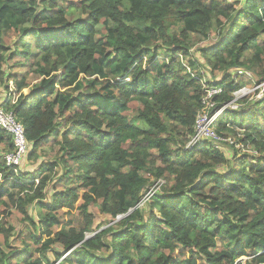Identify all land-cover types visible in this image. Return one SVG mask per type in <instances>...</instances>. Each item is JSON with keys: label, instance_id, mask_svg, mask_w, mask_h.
<instances>
[{"label": "trees", "instance_id": "obj_1", "mask_svg": "<svg viewBox=\"0 0 264 264\" xmlns=\"http://www.w3.org/2000/svg\"><path fill=\"white\" fill-rule=\"evenodd\" d=\"M76 10L87 18L69 21ZM213 25L219 40L195 56ZM261 38L264 0H0V89L12 81L21 94L8 110L32 157L53 145L60 154L35 174L0 156V205L27 229L17 250L0 218V264H264V99L215 124L224 137L244 131L258 157L232 162L210 143L185 151L201 69L209 84L221 77L214 100L233 101L250 83L234 70L264 79ZM0 145L14 150L1 128ZM151 177L166 182L139 207ZM91 208L107 228L93 231Z\"/></svg>", "mask_w": 264, "mask_h": 264}, {"label": "rangeland", "instance_id": "obj_2", "mask_svg": "<svg viewBox=\"0 0 264 264\" xmlns=\"http://www.w3.org/2000/svg\"><path fill=\"white\" fill-rule=\"evenodd\" d=\"M90 1L91 0H81V2L83 3H89ZM84 18H87V16L84 15L81 10H76L73 14L68 15L69 21H76L78 19H84ZM98 29L101 30L103 29V27L100 26L98 27ZM20 38L21 37L18 31H12L7 34L6 44L10 46L9 48H11V51L12 49H14L15 42H17ZM199 39H200V43H198V45L193 49V54L197 57L199 56L197 49L215 45L217 43V41L219 40L217 27L213 25L211 31L209 32V36L207 38H202V39L199 38ZM263 42H264V38H261L259 40V43L262 44ZM201 70H202V73L204 74V77L206 76L205 78L211 81L212 77L206 72V70L204 69H201ZM35 79L36 77L30 78L32 85H34L37 82ZM220 79L221 77L217 80H220ZM249 80H250V83L245 88H243L241 91L235 94L236 98L238 99L242 98L243 100H246L245 105L243 107L244 109H247L246 107L248 105L255 104L256 102H259L264 99V79L261 80V78H259L258 76L252 73V78H249ZM3 89H4L3 87L0 89V98L4 94ZM29 93H30V89L24 91L25 96L29 95ZM232 130H230L231 132H226L225 135L226 137H232L233 140L236 142L237 146H233V147L232 146H222L220 151H222L229 160L232 159L231 160L232 162L234 161V159L235 160L241 159L246 156L258 157L259 155H258V151L256 147L252 143L246 140L245 132L240 129H232ZM58 151H59V148L53 145V146L40 149L37 152V154H35L34 157H32L30 154L27 160L28 162L22 171L24 173H31V174L37 173L42 164L50 163L54 161L53 159H56L60 156ZM6 152L7 151L4 150L3 145L2 146L0 145V156L4 157ZM218 169L223 173L224 172L226 173L228 171L226 166H223L220 168L218 167ZM161 180L163 181V184L166 182L163 179ZM158 181L160 180L156 181L154 180L153 177H151L152 185H155ZM3 182H4L3 178H0V183H3ZM49 186H50L49 189H47V202L48 203L51 201V195L53 194V190H52L53 184L51 183L49 184ZM4 201H7L6 198H4ZM29 212L31 215L36 216L34 209H30ZM91 213L94 214L93 231L100 227H103V229L107 228L106 225L110 221V218L107 215L101 213L96 208H91ZM0 218L2 219V223L4 227L6 229H12V232H11L12 235L15 233V235L12 238V241H14L13 246L17 248V250L22 249L21 241L18 240L17 237L18 236L25 237L27 233V229H26L25 224H23L22 222L21 215L17 212V210L12 209L10 206L5 207L3 205H0ZM123 218L124 217H119L118 219L122 220ZM93 233L94 232H92L91 235H93ZM91 235H89V237ZM0 246H3V237L1 234H0ZM2 248L5 249L4 246ZM57 249H59V247ZM48 256L51 259V261L54 262L55 258L52 255V253H48ZM242 260H245V259H242ZM44 264H47V263L45 262Z\"/></svg>", "mask_w": 264, "mask_h": 264}, {"label": "built area", "instance_id": "obj_3", "mask_svg": "<svg viewBox=\"0 0 264 264\" xmlns=\"http://www.w3.org/2000/svg\"><path fill=\"white\" fill-rule=\"evenodd\" d=\"M185 66L194 77L190 68L187 65ZM61 74V70L57 72L58 76ZM232 75L235 78L244 75L252 78V74L244 69H236L233 71ZM126 81H129V79H126ZM201 83L203 87L201 109L196 116L195 125L193 127L194 134L185 146V151H191L193 148L205 143H210L219 151L222 146H237L232 137H224L220 135L215 130V124L225 111H239L243 108V104L241 103L243 99L236 98V92L233 101L225 105H219L214 99L216 96L223 93V88L218 85L220 80H214L212 81V84H209L207 79H203ZM3 91L4 94L0 98V128L7 132L14 142V150L4 155L3 161L5 162L6 167L14 168L16 172H23L22 170L28 162L27 160L30 156L32 145L26 138V130L23 124L17 120V117L12 111L8 110V106L15 105L18 102L21 94L17 93L12 81L9 82L7 91ZM162 184L163 181L160 180L150 188L143 196L139 207H143L151 199L153 194L159 191L165 183Z\"/></svg>", "mask_w": 264, "mask_h": 264}, {"label": "water", "instance_id": "obj_4", "mask_svg": "<svg viewBox=\"0 0 264 264\" xmlns=\"http://www.w3.org/2000/svg\"><path fill=\"white\" fill-rule=\"evenodd\" d=\"M120 219H117V221H119Z\"/></svg>", "mask_w": 264, "mask_h": 264}]
</instances>
